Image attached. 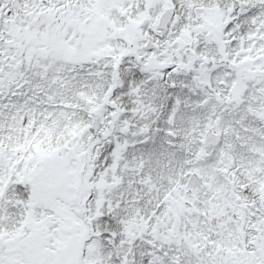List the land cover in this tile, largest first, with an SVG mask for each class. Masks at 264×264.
I'll return each mask as SVG.
<instances>
[{
	"label": "snow or ice",
	"instance_id": "snow-or-ice-1",
	"mask_svg": "<svg viewBox=\"0 0 264 264\" xmlns=\"http://www.w3.org/2000/svg\"><path fill=\"white\" fill-rule=\"evenodd\" d=\"M0 264H264V0H0Z\"/></svg>",
	"mask_w": 264,
	"mask_h": 264
}]
</instances>
